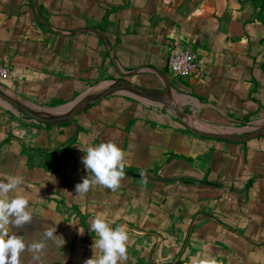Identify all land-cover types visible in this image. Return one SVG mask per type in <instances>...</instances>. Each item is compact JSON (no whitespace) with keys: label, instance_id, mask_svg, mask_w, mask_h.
Wrapping results in <instances>:
<instances>
[{"label":"crops","instance_id":"0c3cea01","mask_svg":"<svg viewBox=\"0 0 264 264\" xmlns=\"http://www.w3.org/2000/svg\"><path fill=\"white\" fill-rule=\"evenodd\" d=\"M39 9L42 16L48 15ZM63 12L72 20L82 15L67 26L68 30L81 28L78 34L60 37L61 32L41 20L45 27L38 30L48 38L49 53L58 56L67 57L73 40H82V60L91 65L83 73H101L105 79L107 61L116 82L120 76L135 75L141 87L158 92H166L167 84L173 107L208 127L264 119V0H67ZM175 47L192 51L197 61L195 74L166 78ZM7 54V63L21 73L22 55L17 50ZM43 58L39 55L38 60ZM33 78L45 87L37 92L41 98L67 96L57 89L62 81L55 73H38ZM139 99L121 100L131 104L125 103L120 113L116 103L101 105L109 99L91 107L87 112L99 108L107 116L98 123L87 119L95 133H85L74 142L66 129H50L63 132L50 142L59 140L56 145L68 147L65 155L55 157L59 164L54 176L60 182L56 188L65 203L78 211L45 212L39 206L43 198L33 193L29 198L31 222L21 227L9 224V234L22 237L26 244L42 240L48 228H56L60 237L45 241L39 260L26 250L20 264H85L98 253L93 248L98 237L90 232V222L99 214L113 228H125L129 241L124 264H264V138L243 144L209 140L183 131L179 121L170 132V123L150 118L151 105ZM149 123L158 124L161 130L155 134ZM67 124L73 131L72 122ZM17 142L8 140L1 146L0 159L7 158L11 165L1 166L0 171H10L18 159L21 171L16 175L25 179V162L14 149L20 145ZM107 142L124 153L125 174L115 194H107V187L98 197L74 194L75 174L80 171L86 178L88 173L78 164L80 153H72L70 145L79 152V148ZM171 152L173 160L168 156ZM63 160L69 164L64 166ZM136 165L145 169L146 177L130 171ZM28 186L23 180L12 196H29Z\"/></svg>","mask_w":264,"mask_h":264},{"label":"rangeland","instance_id":"374dc122","mask_svg":"<svg viewBox=\"0 0 264 264\" xmlns=\"http://www.w3.org/2000/svg\"><path fill=\"white\" fill-rule=\"evenodd\" d=\"M78 1L79 0H72L74 3ZM12 2H14V0H0V71L3 69H10V74L7 76L0 75V92L3 95L18 101L25 108L34 110L40 113L42 116H45L46 113L63 114L68 112L72 108L73 104L80 98L95 92L97 93L116 82L115 79H111L112 73L108 70L109 67L107 66V61L106 73L102 74V78L105 79H101V73L98 74L97 72L93 71V73L97 74L93 75V73H83L84 70H88L87 66L91 67V65L87 63L84 65L82 60L83 58L81 56L82 40L80 39L73 40L74 44L71 45L69 52L70 54L67 57L49 53V48L47 46L48 38L42 36L38 28L35 27V25L31 22L32 14L36 12L38 15H40V20L44 22L46 26L61 32L62 35H59L60 37L66 38L67 33H71V35L74 36L82 29L78 28L74 30H68L67 26L71 23H75V19L77 17H81L82 15L76 14L73 17L74 20L68 19L67 15L63 12L67 0H34L33 9L30 10L27 8V10H25L22 8L15 10L14 14L9 17L3 16L2 13L8 10ZM51 3L54 4V8L52 9L50 8ZM39 8H41L42 11H46L48 15L45 14L42 16L43 13H41ZM261 17V20L264 22V14ZM45 25L42 26L45 27ZM8 50H14V52L17 50L19 51L20 55H22L23 60L19 65V70L21 69V73H15L14 65L7 63V57L9 56L7 54ZM39 55L44 56L43 60H38ZM26 57H29V59ZM45 58L51 60L45 61ZM96 63L97 64H94V68L98 65V62ZM97 69H99V66ZM38 73H55L58 75L59 79L57 80H61L62 83H59L57 89H61L64 94L67 93V96H65L63 99H44L37 95V92L45 90V87L39 84V80L33 78L34 75L36 76ZM170 74L171 73H167V79L171 78L169 76H174ZM18 76L21 77L19 78V81L17 79ZM134 76L135 75H129L127 77L120 76L119 78H122L121 81H126L133 86L141 87L142 85L139 82L140 79L138 80L137 77ZM174 77L179 78L177 76ZM64 79H66L65 81L68 83H64ZM89 81L96 82L90 85ZM156 83L160 85L159 81ZM46 89H49L48 86H46ZM160 93L165 94L166 92L160 90ZM171 94H173L172 90ZM107 99L109 100L105 99L106 102L101 105H103V107L104 105L113 106L114 103H116L115 109L119 110L120 113V111H123L125 108L124 104L130 103L121 102V100L125 101V99L129 100L139 98L128 92H120L118 95L109 97ZM60 100L63 101L64 104L54 107L53 104ZM143 102L151 105L147 115L156 121L164 120V123H170L169 128L171 129L170 132H172L175 122L177 123L178 121L175 116L174 107H169L165 104L150 103L145 100ZM170 102L172 103L175 101L170 99ZM98 109L99 108H94L93 112H87V110H89L87 109L74 118L72 121L73 131H70L71 135L73 136L72 140H78L85 133H95L93 132L94 127L91 125L89 126L87 119H90L91 122L93 121L92 123H98V121H101V119L103 120L107 116H105L103 112H98ZM128 111H133V109L128 107ZM109 117L111 119L113 117L112 114H110ZM83 120H85V125H83ZM136 121L137 119L133 120L131 125L132 128L136 125ZM183 122L188 126L189 129L187 130H190L191 133H204L209 131L228 133L240 137H244L247 135V132H251L264 126V119H259L254 121L252 120L246 125H219L208 127L199 124L197 117L192 114L184 115ZM194 122L196 123L194 124ZM149 126H153L155 134L158 130H161V127L158 126V124H152V126L150 124ZM111 129L115 130L117 128L112 126ZM62 133L63 132L61 130H46L43 128L42 124L36 123L35 121L23 116L10 105L0 100V142L5 140H16L20 142V145H16V148L14 149L18 151V153L20 151L19 155L21 158H23L22 161L25 162L24 165L26 168V174L25 179L23 178V180L29 184L26 189L27 195H29L27 198L29 199L32 197L33 193H35V195L39 194V197L43 198L40 199L39 206L41 209L45 210V212L73 214L78 210L77 208L73 209L70 207V205L65 203L66 200L62 199L63 197H61L59 194V189L56 188L57 186L59 187L60 182L54 176L55 168L57 164H59V162L55 161V157H58L59 155H65L68 147L65 145H56V142H59V140L52 143L50 141L62 137ZM260 138L263 139L264 135ZM44 141H47V144ZM68 144L70 143H67V145ZM85 148L82 151H85ZM69 150L75 154L80 153L78 156V164L81 165L82 157L84 156L81 148H79L78 152L75 149L73 150L72 146L70 145ZM45 151L48 153H45ZM51 156L54 157L51 158ZM168 156L170 160H173L174 155L172 152ZM61 164L65 166L66 164H69V161L63 160ZM131 168L133 169L130 170L132 173L141 172V175L146 177L144 168L140 170V166L137 165ZM61 171H64V169ZM81 174L82 173H80V171H77L75 174L77 179L72 184L74 188L78 183L82 182V175H84V173L82 175ZM103 190L104 186L95 185L91 187L86 194L93 193L94 196L98 197V195H100ZM73 191L74 194H76L75 190ZM106 193L113 196L115 194V190L108 188ZM116 195H119L117 191ZM10 196L11 194H9L8 197Z\"/></svg>","mask_w":264,"mask_h":264},{"label":"clouds","instance_id":"9594fccd","mask_svg":"<svg viewBox=\"0 0 264 264\" xmlns=\"http://www.w3.org/2000/svg\"><path fill=\"white\" fill-rule=\"evenodd\" d=\"M82 152L84 156L81 162L88 175L76 185V195L84 196L95 185L113 190L119 187L125 174L124 153L115 143L88 146ZM22 183L23 178L18 175L9 176L7 182L0 181V264H20V256L26 250L33 254L35 260H39L45 241H55L60 237L56 235V228H48L42 240L26 244L22 237L9 234L6 227L9 224L21 227L32 220V210L26 196L13 195L10 199L6 198L10 193L18 192ZM90 232L98 237L93 244L98 253H94L85 264H124L128 258L129 237L123 226L113 228L111 222L99 214L90 222Z\"/></svg>","mask_w":264,"mask_h":264},{"label":"water","instance_id":"95a60500","mask_svg":"<svg viewBox=\"0 0 264 264\" xmlns=\"http://www.w3.org/2000/svg\"><path fill=\"white\" fill-rule=\"evenodd\" d=\"M165 90H166V93L162 94L158 91L150 90V89L143 88V87L133 86L132 84L126 81H119V82H115L111 86L97 93L95 92L88 96L80 98L73 104L72 108L66 113H63V114L46 113L45 114L46 117L42 116L40 113L34 110L25 108L18 101L3 95L1 92H0V100L4 101L8 105H10L12 108H14L17 112L35 121L36 123H39L42 125H49V124L62 125L66 123H71L73 119L77 117L79 114L99 104L101 101L109 97L118 95L120 92H128L150 103L166 104L169 107H173L172 103L170 102L169 95H168L169 87L167 84L165 86ZM174 112H175V116L177 120L184 127L189 129L188 126L183 122V115L181 114V112L176 108H174ZM193 134H195L196 136L200 138H204V139L243 144L251 140L258 139L259 137L263 136L264 126L259 129L253 130L251 132H247V135L244 137H240V136H236V135L228 134V133H220V132L193 133Z\"/></svg>","mask_w":264,"mask_h":264},{"label":"trees","instance_id":"16d2710c","mask_svg":"<svg viewBox=\"0 0 264 264\" xmlns=\"http://www.w3.org/2000/svg\"><path fill=\"white\" fill-rule=\"evenodd\" d=\"M24 8L25 10H27V8H29L30 10L33 9V1L32 0H27L26 3H24L22 0H14V2H12V4L10 5V7L8 8V10L4 11V13H2L3 16H6V17H9L11 16L12 14H14L15 10H18V9H22ZM31 22L35 25V27H37L38 29H42V25L40 24V19L39 17L33 13L32 14V19H31ZM64 104L63 101H56L53 106H58V105H62ZM45 128L48 130L50 129H66L69 133L70 131L72 130L71 129V126L69 124H62V125H58V124H49V125H45ZM183 131L185 132H189L185 127L183 128ZM73 137L70 136L69 137V140L72 139ZM8 140H5L4 142H0V148L1 146H3V144L7 143ZM75 141V139L73 140V142ZM49 157V155H48ZM7 158L3 157L0 159V168L1 166L3 167H9L11 165V163L7 162L6 161ZM14 165H13V168L10 170V171H7L9 172L7 175V172L2 170L0 171V181H4V182H7V176H13V175H16L18 174V172L21 171L20 167H19V164H18V159L14 161ZM11 196L10 198L12 197V193H10ZM17 194V193H16Z\"/></svg>","mask_w":264,"mask_h":264},{"label":"built area","instance_id":"2783aa9c","mask_svg":"<svg viewBox=\"0 0 264 264\" xmlns=\"http://www.w3.org/2000/svg\"><path fill=\"white\" fill-rule=\"evenodd\" d=\"M168 69L172 75L185 78L197 72V61L190 49L175 47L169 55ZM8 74L10 69L0 71V75Z\"/></svg>","mask_w":264,"mask_h":264}]
</instances>
